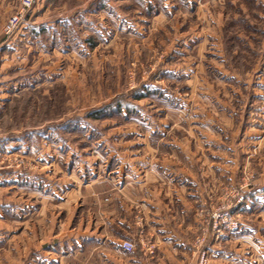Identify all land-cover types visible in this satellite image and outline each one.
<instances>
[{
  "label": "rangeland",
  "instance_id": "1",
  "mask_svg": "<svg viewBox=\"0 0 264 264\" xmlns=\"http://www.w3.org/2000/svg\"><path fill=\"white\" fill-rule=\"evenodd\" d=\"M18 8L0 0V264L59 259L78 178L147 162L167 173L134 252L264 264V0H35L7 34Z\"/></svg>",
  "mask_w": 264,
  "mask_h": 264
},
{
  "label": "crops",
  "instance_id": "2",
  "mask_svg": "<svg viewBox=\"0 0 264 264\" xmlns=\"http://www.w3.org/2000/svg\"><path fill=\"white\" fill-rule=\"evenodd\" d=\"M15 56L19 57V55H13V58ZM47 154L48 152L46 154L39 152L35 155L39 159L47 160ZM45 162L48 163V161ZM153 165L154 163L147 162L140 169L119 166L106 172L99 170L96 177L94 176L88 182H84V178H78L80 183L78 184L77 181L74 184L75 189H71L74 193L69 192L75 196V200L63 199L61 203L68 205L66 208L68 212L70 208L82 207L80 211H84L85 216L81 218V215H78L73 219L75 223L68 231L69 246L64 252H59L61 253L59 259L49 257L55 249L44 253V258L49 261L45 264H65L66 257L69 258L71 255L74 258L79 255H86V258L92 257V264H149L147 258L150 257H146L147 249L138 248L135 252L128 254L123 252L118 244L122 239L138 241L140 238L156 242L157 235L154 237L152 235L151 223L155 218L152 211L158 212L160 204L157 198L159 188L156 187L158 179L154 175L159 176L167 172L165 168H156ZM109 180L112 185L107 192V189H104L105 181L109 183ZM87 190H91L90 198L86 195ZM83 192L84 195L81 196ZM137 213L144 218L141 226L136 219ZM86 242H91L92 246L86 247L84 245ZM162 250L163 247L160 245L154 248L156 253Z\"/></svg>",
  "mask_w": 264,
  "mask_h": 264
},
{
  "label": "built area",
  "instance_id": "3",
  "mask_svg": "<svg viewBox=\"0 0 264 264\" xmlns=\"http://www.w3.org/2000/svg\"><path fill=\"white\" fill-rule=\"evenodd\" d=\"M35 0H19V8L12 16L8 18L5 24V32L7 34L13 32L18 26L22 24L25 19L26 12L32 8ZM120 249L125 253H133L135 246L131 241L124 240L119 245Z\"/></svg>",
  "mask_w": 264,
  "mask_h": 264
}]
</instances>
